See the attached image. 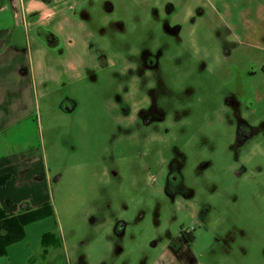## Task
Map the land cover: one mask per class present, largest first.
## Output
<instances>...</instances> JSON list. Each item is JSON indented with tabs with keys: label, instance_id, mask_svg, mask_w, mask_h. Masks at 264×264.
<instances>
[{
	"label": "rangeland",
	"instance_id": "rangeland-1",
	"mask_svg": "<svg viewBox=\"0 0 264 264\" xmlns=\"http://www.w3.org/2000/svg\"><path fill=\"white\" fill-rule=\"evenodd\" d=\"M90 8L89 70L39 101L52 215L0 264H264V0ZM138 91L151 100L145 136L134 99L123 112ZM241 122L251 134L238 142Z\"/></svg>",
	"mask_w": 264,
	"mask_h": 264
},
{
	"label": "crops",
	"instance_id": "crops-1",
	"mask_svg": "<svg viewBox=\"0 0 264 264\" xmlns=\"http://www.w3.org/2000/svg\"><path fill=\"white\" fill-rule=\"evenodd\" d=\"M92 5L93 0H0V207L6 213L46 202L39 101L81 81L89 70L91 43L84 34ZM29 202L34 208H26ZM180 257L173 262L169 253L168 260L198 264L187 254Z\"/></svg>",
	"mask_w": 264,
	"mask_h": 264
},
{
	"label": "trees",
	"instance_id": "trees-1",
	"mask_svg": "<svg viewBox=\"0 0 264 264\" xmlns=\"http://www.w3.org/2000/svg\"><path fill=\"white\" fill-rule=\"evenodd\" d=\"M2 180H0V183ZM52 215L51 206L44 203L38 208L27 209L21 213L9 214L0 207V258L6 256V249L11 244L20 242L25 235V229L28 225L43 220ZM48 240L43 236L41 244L44 246ZM56 245H60L56 241Z\"/></svg>",
	"mask_w": 264,
	"mask_h": 264
},
{
	"label": "flooded vegetation",
	"instance_id": "flooded-vegetation-1",
	"mask_svg": "<svg viewBox=\"0 0 264 264\" xmlns=\"http://www.w3.org/2000/svg\"><path fill=\"white\" fill-rule=\"evenodd\" d=\"M150 61H148V65H149ZM140 81L142 83V79L140 78ZM136 83V82H134ZM142 88V86L140 87ZM132 99H134V101H136V104L138 105L137 110L135 111L134 117L131 118V121L133 122V124L138 126V130L139 132H141L142 136H145L143 134H146L148 131L147 127L150 125V121H151V109H149L151 100L149 98V95L147 92L142 93V96L139 97V91L136 95V92H134V95L132 96V98L130 100L126 101V105L125 108L123 109V112L125 115L130 116L131 111L129 109H131V103L133 102ZM239 126L242 127L243 130H245L248 134H247V138H249L251 131L249 129V127H247V125H245L244 123H240ZM238 126V127H239ZM140 128V129H139ZM238 131V128H237ZM237 131H236V139L238 142H241L245 139H241V136H243L244 134L242 132H240V135H237ZM240 137V138H239ZM168 180H169V184L170 185H176L179 182V178L175 173H170L167 175ZM180 235L182 237V239L188 243L190 242L189 237H191V233L187 232V231H183L182 229L180 230Z\"/></svg>",
	"mask_w": 264,
	"mask_h": 264
},
{
	"label": "water",
	"instance_id": "water-1",
	"mask_svg": "<svg viewBox=\"0 0 264 264\" xmlns=\"http://www.w3.org/2000/svg\"><path fill=\"white\" fill-rule=\"evenodd\" d=\"M240 132H242L244 134L243 136H241V139L240 140L246 139L248 133L245 130H243L241 126L238 127L237 135H240Z\"/></svg>",
	"mask_w": 264,
	"mask_h": 264
}]
</instances>
